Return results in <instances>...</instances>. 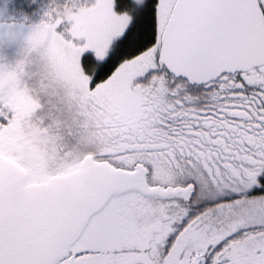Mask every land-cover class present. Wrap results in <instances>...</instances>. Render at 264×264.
<instances>
[{
    "label": "snow or ice",
    "instance_id": "snow-or-ice-1",
    "mask_svg": "<svg viewBox=\"0 0 264 264\" xmlns=\"http://www.w3.org/2000/svg\"><path fill=\"white\" fill-rule=\"evenodd\" d=\"M0 264H264V0H0Z\"/></svg>",
    "mask_w": 264,
    "mask_h": 264
}]
</instances>
